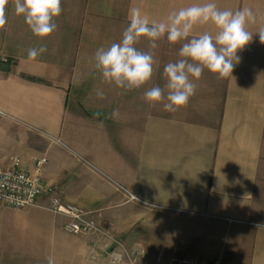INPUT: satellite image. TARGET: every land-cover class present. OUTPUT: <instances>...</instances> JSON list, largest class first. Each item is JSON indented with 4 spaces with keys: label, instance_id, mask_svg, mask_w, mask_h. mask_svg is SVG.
<instances>
[{
    "label": "crops",
    "instance_id": "obj_1",
    "mask_svg": "<svg viewBox=\"0 0 264 264\" xmlns=\"http://www.w3.org/2000/svg\"><path fill=\"white\" fill-rule=\"evenodd\" d=\"M207 2L61 0L56 31L39 38L9 0L8 35L0 38V56L9 61L0 64V168L20 158L34 172V160L45 157L46 188L56 187L63 201L86 209L128 241L139 226L162 240L164 231L178 230L165 227L163 216L184 213L202 223L196 230L188 227L187 234L212 249L211 262L225 248L228 264H264V44L256 33L264 27V0H214L221 10L253 11V39L238 51L233 77L221 79L205 69L194 81L195 95L177 111H165L166 100L150 106L144 92L160 86L167 95L164 66L180 59L186 41L170 44L166 35L157 41L153 76L140 89L105 83L95 68L96 50L119 42L131 8H140L150 21L166 22L173 11ZM205 31L216 29L198 25L191 36ZM148 43L141 37L136 46L149 51ZM41 45L47 51L28 59V49ZM76 155L157 208L130 201ZM48 205L45 195L38 207L14 210L0 204L9 224L0 264H48V257L55 264H112L103 238L68 233L67 219L46 210ZM220 231L230 232L227 243ZM155 255L152 264H160Z\"/></svg>",
    "mask_w": 264,
    "mask_h": 264
},
{
    "label": "clouds",
    "instance_id": "obj_2",
    "mask_svg": "<svg viewBox=\"0 0 264 264\" xmlns=\"http://www.w3.org/2000/svg\"><path fill=\"white\" fill-rule=\"evenodd\" d=\"M17 16L24 21L39 38H46L57 29L55 19L62 13L61 0H12ZM9 0H0V28L7 22L5 9ZM129 23L122 32L119 42H113L107 48H98L94 55L95 68L100 71L105 83L130 91L140 89L149 82L154 73V51L157 41L166 35L170 44L183 43L179 50L180 59L164 66L167 95L160 86H154L144 92V99L150 106L163 103L165 111L174 112L188 104L195 95L196 83L205 69L218 74L221 79L232 76L234 68L240 63L238 51L242 50L253 39L249 26L255 22L254 12L245 7L235 12L221 10L214 0L207 3L194 4L173 11L167 21H150L148 16L138 7L129 10ZM211 24L215 34L203 32L191 36L198 25ZM259 34L264 44V27ZM255 33V34H256ZM191 36V38H189ZM148 40L149 51H142L136 45L140 38ZM47 51L43 45L28 49L30 60L37 59ZM233 77V76H232ZM103 91L97 90V96L103 98ZM117 114L113 111V116ZM133 199H137L133 196ZM48 264H55L47 258Z\"/></svg>",
    "mask_w": 264,
    "mask_h": 264
},
{
    "label": "built area",
    "instance_id": "obj_3",
    "mask_svg": "<svg viewBox=\"0 0 264 264\" xmlns=\"http://www.w3.org/2000/svg\"><path fill=\"white\" fill-rule=\"evenodd\" d=\"M7 58H1V63H8ZM31 130L38 132L44 138L49 141L59 144L62 147H67L58 137L49 135L30 127ZM74 153V152H73ZM75 154V153H74ZM83 160L89 167L104 175V173L95 167L92 163L86 161L79 155H76ZM48 160L43 157L34 160L35 170L34 172L27 171L24 168L22 159L15 158L12 160L11 166L7 168H0V204L10 207L14 210H23L27 208H33L39 206V200L43 195H49V205L45 207L46 210L56 216H62L67 219L65 230L72 235H98L106 241L112 244H117L119 251H113L110 254L111 262H121L123 253L127 256L129 264H137L138 259L143 256L141 248L134 249L132 252H127L123 245H121L116 239H114L110 233L106 232L102 226L93 218L92 213L85 211L73 204L66 203L58 195L57 189L53 187L46 188L43 178V167ZM108 178L107 176H105ZM112 181L110 178H108ZM115 183L114 181H112ZM122 191H124L129 197L130 201L141 203L150 208H157L153 204H149L131 192L124 189L121 185L115 183ZM135 196L137 199H133ZM221 260L216 259L211 263H203L195 259H181L171 260L168 264H220Z\"/></svg>",
    "mask_w": 264,
    "mask_h": 264
},
{
    "label": "rangeland",
    "instance_id": "obj_4",
    "mask_svg": "<svg viewBox=\"0 0 264 264\" xmlns=\"http://www.w3.org/2000/svg\"><path fill=\"white\" fill-rule=\"evenodd\" d=\"M6 10H8V8L5 9V14L6 16H8V12ZM8 26L9 25L5 24L3 28H0V38H5L8 35ZM1 58H5V56H0V59ZM46 186L47 185H45V187ZM50 187H53V189H57L54 186H48V188ZM45 196L49 199L48 194H46ZM84 210L87 211L86 209ZM10 213L12 214V212ZM92 216L98 222L97 218L94 217L95 215L92 214ZM6 218L7 216H4L2 214L0 215V243L1 242L3 243V241L4 243H8L6 237L9 234V228H8L9 224L5 220ZM204 221L206 220H203V222ZM148 222L153 224L154 219ZM162 222L165 227H170L169 225H176L178 226V230L174 232L164 231L162 240L160 239L158 240L155 239L154 237L156 233L150 231L149 228L145 230L142 226H139L135 232L130 233L131 237H129V241L126 240L125 238H122L120 235L118 236L111 230H108V228L102 225L100 222L98 223L100 224V226H102V228L106 232L110 233V235L114 239H116L121 245H123V247L127 252L130 253L134 249L141 248V251L143 252V256L140 259H138L137 264H152V260H153L152 257L154 254L161 257L160 261L157 260L158 263L161 262L160 264H168L171 260H181V259H195L203 263H211L213 259L212 251H211L212 249L201 248V246L199 245L201 242L197 240L198 238H194L193 239L194 242H191L187 234L188 227L191 228L193 227V229L196 230L199 227V225L202 224L200 221L189 220V217H187L184 213H182L181 215L176 217H170L164 215ZM219 236L220 237L222 236V238H224L225 243H227L230 236V232L220 231L218 232V237ZM109 241H106V248L108 249L107 251L109 252V254H111L113 251H119L117 250L118 245L112 244ZM224 253H226L225 248L222 251L220 264H228V261L230 260L229 255ZM167 258L169 259L166 260ZM114 264H129V260L127 256L123 253V258L121 262H115Z\"/></svg>",
    "mask_w": 264,
    "mask_h": 264
}]
</instances>
